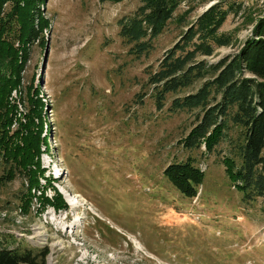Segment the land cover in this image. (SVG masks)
I'll list each match as a JSON object with an SVG mask.
<instances>
[{
  "label": "rangeland",
  "instance_id": "374dc122",
  "mask_svg": "<svg viewBox=\"0 0 264 264\" xmlns=\"http://www.w3.org/2000/svg\"><path fill=\"white\" fill-rule=\"evenodd\" d=\"M33 1L39 15L25 24L24 1L0 0V71L10 78L0 126L11 139L0 148V229L33 252L45 247L43 264H264V197L241 202L220 162L238 128L213 151L185 149L194 110L166 112L167 94L157 111L148 95L144 69L184 29L186 4L136 57L116 21L138 0ZM212 1L194 2L184 21ZM234 1L239 11L218 28L230 40L207 61L236 52L264 16V0ZM20 136L30 163L11 149ZM186 160L202 174L191 196L164 171Z\"/></svg>",
  "mask_w": 264,
  "mask_h": 264
},
{
  "label": "trees",
  "instance_id": "16d2710c",
  "mask_svg": "<svg viewBox=\"0 0 264 264\" xmlns=\"http://www.w3.org/2000/svg\"><path fill=\"white\" fill-rule=\"evenodd\" d=\"M22 1L27 7L19 16L22 15L21 21L25 18L26 24L30 16L39 13L36 7L33 8L35 1ZM138 1L134 11L117 17L116 21L117 33L129 44L128 54L136 57L151 50L153 39L171 20L173 12L179 5L186 4L177 15V21L184 29L160 54L156 65L147 64L143 72L155 110H161L167 94L172 97L166 112L194 110L193 122L180 139L185 149L199 148L202 144L206 152L213 151L229 127L236 126L238 135L235 140H229L230 153L221 157V165L227 179L241 193V202L247 204L264 197V16L256 19L250 34L241 40L236 52L207 61L215 47L228 44L229 34L219 33L218 28L227 13L239 11L240 1L214 0L190 22H185L184 16L193 10L194 2L198 0ZM9 82L10 78L0 71V113L6 102ZM135 96L140 99L138 94ZM1 127L0 148L3 149L11 139ZM20 139L25 144L24 138L20 136ZM23 144L20 147L17 142L13 143L11 149L16 153L19 151L18 160L30 163L25 160L26 154L34 148L27 142ZM164 171L169 181L186 196L192 195L202 176L192 160L170 163L164 166ZM12 238L13 234L0 229V264L44 263L45 247L33 252L31 247L14 244Z\"/></svg>",
  "mask_w": 264,
  "mask_h": 264
}]
</instances>
